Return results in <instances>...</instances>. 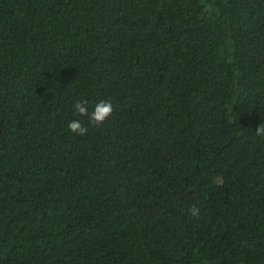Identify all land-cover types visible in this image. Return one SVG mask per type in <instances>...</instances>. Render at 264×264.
I'll list each match as a JSON object with an SVG mask.
<instances>
[{
    "label": "trees",
    "instance_id": "16d2710c",
    "mask_svg": "<svg viewBox=\"0 0 264 264\" xmlns=\"http://www.w3.org/2000/svg\"><path fill=\"white\" fill-rule=\"evenodd\" d=\"M261 124L264 0H0V264H264Z\"/></svg>",
    "mask_w": 264,
    "mask_h": 264
},
{
    "label": "clouds",
    "instance_id": "9594fccd",
    "mask_svg": "<svg viewBox=\"0 0 264 264\" xmlns=\"http://www.w3.org/2000/svg\"><path fill=\"white\" fill-rule=\"evenodd\" d=\"M76 113L81 117H88L93 125H101L107 121L113 114L114 108L111 101H100L94 106V110L89 114L87 101H77L74 104ZM68 129L71 133L78 136H85L88 128L78 119L69 122ZM256 135L264 137V124L258 126ZM191 214L193 216L199 215V209L192 208Z\"/></svg>",
    "mask_w": 264,
    "mask_h": 264
}]
</instances>
